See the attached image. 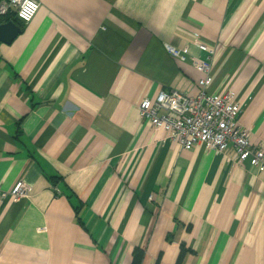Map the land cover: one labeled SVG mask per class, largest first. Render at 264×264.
<instances>
[{
    "label": "crops",
    "instance_id": "1",
    "mask_svg": "<svg viewBox=\"0 0 264 264\" xmlns=\"http://www.w3.org/2000/svg\"><path fill=\"white\" fill-rule=\"evenodd\" d=\"M0 41V264H264V171L141 118L163 90L235 94L264 146V0H39ZM4 16H0V23ZM166 43L189 46L186 61Z\"/></svg>",
    "mask_w": 264,
    "mask_h": 264
},
{
    "label": "built area",
    "instance_id": "2",
    "mask_svg": "<svg viewBox=\"0 0 264 264\" xmlns=\"http://www.w3.org/2000/svg\"><path fill=\"white\" fill-rule=\"evenodd\" d=\"M39 0H0V16L15 13L24 24L30 23L40 8ZM195 44L209 53L207 59L194 58L193 66L203 74L201 91L191 96L180 90H163L154 99L146 98L140 105L141 118L167 132L168 138L182 148L191 150L199 144L225 154L232 147L233 160L251 163L264 171V146L254 147L251 131L239 123L240 103L235 94H214L207 90L213 78L215 48L199 34ZM166 49L176 59H188L189 46L166 43ZM29 193V184L22 180L12 192L0 188V199L13 196L19 201Z\"/></svg>",
    "mask_w": 264,
    "mask_h": 264
},
{
    "label": "trees",
    "instance_id": "3",
    "mask_svg": "<svg viewBox=\"0 0 264 264\" xmlns=\"http://www.w3.org/2000/svg\"><path fill=\"white\" fill-rule=\"evenodd\" d=\"M1 20H3L4 22L5 21H10V20H13L15 21L16 23H18L20 26H24V23H22L20 21V19L18 18V16L15 14V13H11L9 15H6L4 16ZM190 251H193L192 249L186 247L184 244L182 245V249H181V252H180V255L178 257V260L176 262V264H182L183 263V259H184V256L190 252ZM143 256H144V250H142L141 248H136L135 251H134V259H133V264H141L142 262V259H143Z\"/></svg>",
    "mask_w": 264,
    "mask_h": 264
},
{
    "label": "water",
    "instance_id": "4",
    "mask_svg": "<svg viewBox=\"0 0 264 264\" xmlns=\"http://www.w3.org/2000/svg\"><path fill=\"white\" fill-rule=\"evenodd\" d=\"M22 32V27L13 20L0 23V41L12 43Z\"/></svg>",
    "mask_w": 264,
    "mask_h": 264
}]
</instances>
